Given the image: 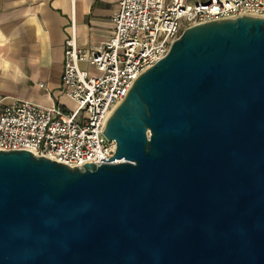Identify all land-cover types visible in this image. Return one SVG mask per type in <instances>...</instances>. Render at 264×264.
Instances as JSON below:
<instances>
[{"label":"water","instance_id":"obj_1","mask_svg":"<svg viewBox=\"0 0 264 264\" xmlns=\"http://www.w3.org/2000/svg\"><path fill=\"white\" fill-rule=\"evenodd\" d=\"M182 33L109 118L110 162L0 150V264H264V17Z\"/></svg>","mask_w":264,"mask_h":264},{"label":"built area","instance_id":"obj_2","mask_svg":"<svg viewBox=\"0 0 264 264\" xmlns=\"http://www.w3.org/2000/svg\"><path fill=\"white\" fill-rule=\"evenodd\" d=\"M244 14L264 17V0H120L113 36L101 47L80 50L75 38L66 43L62 84L76 107L0 102V150L26 149L71 167L110 162L117 146L103 130L135 80L186 28Z\"/></svg>","mask_w":264,"mask_h":264},{"label":"crops","instance_id":"obj_3","mask_svg":"<svg viewBox=\"0 0 264 264\" xmlns=\"http://www.w3.org/2000/svg\"><path fill=\"white\" fill-rule=\"evenodd\" d=\"M119 1L0 0V102L74 109L62 84L66 43L101 47L113 36Z\"/></svg>","mask_w":264,"mask_h":264},{"label":"rangeland","instance_id":"obj_4","mask_svg":"<svg viewBox=\"0 0 264 264\" xmlns=\"http://www.w3.org/2000/svg\"><path fill=\"white\" fill-rule=\"evenodd\" d=\"M79 68H81L82 70L89 69L91 72H94L93 67L88 66V64L84 62L79 63Z\"/></svg>","mask_w":264,"mask_h":264}]
</instances>
